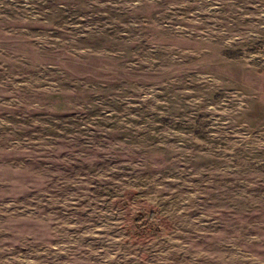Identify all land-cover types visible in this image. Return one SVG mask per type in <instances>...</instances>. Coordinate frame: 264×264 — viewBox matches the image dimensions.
Wrapping results in <instances>:
<instances>
[{
  "label": "rangeland",
  "instance_id": "obj_1",
  "mask_svg": "<svg viewBox=\"0 0 264 264\" xmlns=\"http://www.w3.org/2000/svg\"><path fill=\"white\" fill-rule=\"evenodd\" d=\"M0 264H264V0H0Z\"/></svg>",
  "mask_w": 264,
  "mask_h": 264
}]
</instances>
